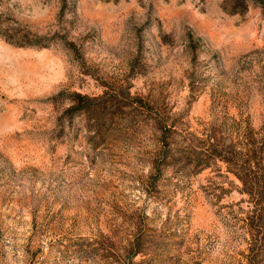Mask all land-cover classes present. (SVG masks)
I'll return each instance as SVG.
<instances>
[{
  "label": "rangeland",
  "instance_id": "374dc122",
  "mask_svg": "<svg viewBox=\"0 0 264 264\" xmlns=\"http://www.w3.org/2000/svg\"><path fill=\"white\" fill-rule=\"evenodd\" d=\"M0 264H264V0H0Z\"/></svg>",
  "mask_w": 264,
  "mask_h": 264
},
{
  "label": "trees",
  "instance_id": "16d2710c",
  "mask_svg": "<svg viewBox=\"0 0 264 264\" xmlns=\"http://www.w3.org/2000/svg\"><path fill=\"white\" fill-rule=\"evenodd\" d=\"M82 100L85 98L84 96H79Z\"/></svg>",
  "mask_w": 264,
  "mask_h": 264
}]
</instances>
